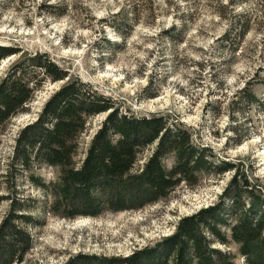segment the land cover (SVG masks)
Wrapping results in <instances>:
<instances>
[{"label": "rangeland", "instance_id": "374dc122", "mask_svg": "<svg viewBox=\"0 0 264 264\" xmlns=\"http://www.w3.org/2000/svg\"><path fill=\"white\" fill-rule=\"evenodd\" d=\"M229 2L0 0V45L19 50L0 62V80L20 57L45 55L71 78L110 98L122 112L164 115L187 130L194 145L209 148L215 160L251 165V180L264 194V115L238 94L248 88L264 104V0ZM111 17L128 26L125 39L106 24ZM244 21V37L233 31L231 41L223 39ZM64 82H45L28 111L0 128V173L19 131L36 121ZM104 117L90 122L81 149ZM150 153L148 149L144 155ZM172 163L171 157L164 161L167 169ZM32 172L47 183L55 182L58 174L41 166L17 175L16 187L34 200L40 217L44 199L27 181ZM230 178V173L220 178L202 175L196 185L180 184L166 200L138 211L74 220L46 216L44 226L32 232L34 247L26 264H62L77 253L126 257L171 235L180 219L216 204ZM0 192L6 193L4 186ZM6 209L7 202L1 203L0 219ZM227 249L236 252L233 246ZM234 261L242 264L240 258Z\"/></svg>", "mask_w": 264, "mask_h": 264}, {"label": "trees", "instance_id": "16d2710c", "mask_svg": "<svg viewBox=\"0 0 264 264\" xmlns=\"http://www.w3.org/2000/svg\"><path fill=\"white\" fill-rule=\"evenodd\" d=\"M111 18L106 24L125 39L128 26ZM246 25L232 26L223 39L231 41L233 31L244 37ZM18 53L0 45V62ZM45 82L64 83L44 103L36 121L19 131L0 173V191L3 186L6 191L0 194V205L7 202L0 219V264H26L34 247L32 232L44 226L46 216L74 220L138 211L166 200L180 184L190 187L202 175L220 178L226 173L231 178L216 204L180 219L171 235L153 245L126 257L77 253L62 264H236V258L242 264H264V194L251 180V165L215 160L209 148L194 145L191 134L164 115L122 112L110 98L71 78L42 54L20 57L0 80V128L28 111ZM238 94L264 115V104L248 88ZM99 115H105L103 121L81 149L82 136ZM148 149L151 153L145 156ZM168 157L173 160L169 169L164 165ZM41 166L54 168L58 176L48 183L34 172L27 176L43 195L38 217L34 200L20 194L15 183L17 175ZM231 246L235 253L227 249Z\"/></svg>", "mask_w": 264, "mask_h": 264}, {"label": "bare ground", "instance_id": "6f19581e", "mask_svg": "<svg viewBox=\"0 0 264 264\" xmlns=\"http://www.w3.org/2000/svg\"><path fill=\"white\" fill-rule=\"evenodd\" d=\"M4 61H5V60H4ZM4 61H3V62H4Z\"/></svg>", "mask_w": 264, "mask_h": 264}]
</instances>
